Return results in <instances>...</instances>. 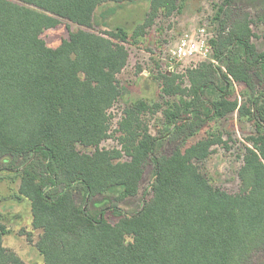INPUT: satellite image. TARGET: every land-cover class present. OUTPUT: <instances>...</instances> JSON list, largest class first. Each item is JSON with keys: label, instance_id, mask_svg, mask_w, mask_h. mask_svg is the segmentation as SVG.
Listing matches in <instances>:
<instances>
[{"label": "trees", "instance_id": "obj_1", "mask_svg": "<svg viewBox=\"0 0 264 264\" xmlns=\"http://www.w3.org/2000/svg\"><path fill=\"white\" fill-rule=\"evenodd\" d=\"M135 1L0 0V161L7 167L0 170L19 178L16 198L29 201L42 264H264V48L252 41V19L242 11L227 27L222 16L231 0H223L214 14L213 62L157 71L162 102L126 104L115 129L119 146L105 148L127 46L140 47L159 14L182 7V0H149L130 32L93 29L99 5ZM61 20L76 30L49 47L41 33ZM235 84L244 86L241 101ZM160 109L164 131L157 135L144 116ZM234 112L253 133L230 192L213 185L199 163L213 146L228 148L210 122ZM163 139L173 144L168 154L157 152ZM149 162L150 196L136 212L117 203L108 207L115 221L107 207L89 212L86 203L98 194L136 196ZM6 232L0 224V264H25L3 246Z\"/></svg>", "mask_w": 264, "mask_h": 264}, {"label": "rangeland", "instance_id": "obj_2", "mask_svg": "<svg viewBox=\"0 0 264 264\" xmlns=\"http://www.w3.org/2000/svg\"><path fill=\"white\" fill-rule=\"evenodd\" d=\"M222 2L223 0H182V7L179 12L170 16L159 14L155 18L153 24L146 30L143 44L140 47L127 46L129 51L127 65L117 75L121 87V96L119 101L109 110L111 116L110 137L101 143L102 147L119 146L118 133L115 132V129L126 104L136 99H142L149 103L162 102L159 83L154 78L157 71H165L166 69L162 57L166 56L168 49L172 48L184 33H192L203 26L211 35L215 34L218 21L214 19V14L217 6L221 5ZM262 2L263 0H231L226 9L227 13L222 16L228 27L231 23V17L246 11L252 19L251 28L254 33L252 41L259 51L264 48V19L262 17L264 7ZM148 7L149 0L103 3L94 12L93 29L103 32L115 29V27H122L130 32L144 20ZM74 30H76V25L61 20V23L56 27L43 30L41 37L47 46L56 47L68 37L70 31ZM189 64L197 65V62L189 63L186 61L183 65L186 67ZM185 67L179 70V73H183ZM182 81L184 85L187 84L185 78ZM253 83L256 84L254 76ZM243 87L242 84L234 85L240 101V92ZM168 99L173 102L179 101L177 96H171ZM162 108H165V105H162ZM161 111L160 109L144 116L149 131L153 134L161 135L160 132L164 131L158 130L162 129L163 125ZM210 123L216 133L222 134V139L227 142L228 148L223 145L213 146L211 154L199 163V167L213 185L234 192L239 185L237 170L242 162L241 149L247 144L246 137L253 133V128L247 120L239 118L236 112L222 119H212ZM201 136L202 134L197 135L194 140ZM172 147L173 144L163 139L157 152L168 154ZM3 168L7 167L0 161V169ZM4 171L0 170V175L3 177L0 180V224L7 231L2 237L3 246L18 255L25 264H42L43 258L35 248L40 230L34 229L31 225L29 201L25 198H16L19 178L17 175H13L14 169L8 170L11 171V175H5ZM152 172L153 165L149 162L145 166L136 196L118 201L115 193L98 194L86 203L87 209L95 215L100 208L107 207L106 215L110 221L116 220V215L108 208L113 203H117L122 212L128 214L136 212L142 202L150 196L149 185L152 180ZM74 198L77 203H84L80 193H76Z\"/></svg>", "mask_w": 264, "mask_h": 264}, {"label": "built area", "instance_id": "obj_3", "mask_svg": "<svg viewBox=\"0 0 264 264\" xmlns=\"http://www.w3.org/2000/svg\"><path fill=\"white\" fill-rule=\"evenodd\" d=\"M211 37L212 35L203 26L192 33H184L181 35L176 44L168 49L166 56L162 57V60L166 64L165 71L179 72V70L185 67L183 64L186 61L189 63L192 61H213L211 57ZM194 65L189 64L186 67Z\"/></svg>", "mask_w": 264, "mask_h": 264}]
</instances>
